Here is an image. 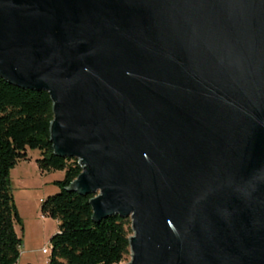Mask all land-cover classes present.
Segmentation results:
<instances>
[{"label":"water","instance_id":"water-1","mask_svg":"<svg viewBox=\"0 0 264 264\" xmlns=\"http://www.w3.org/2000/svg\"><path fill=\"white\" fill-rule=\"evenodd\" d=\"M0 77L49 94L124 264H264V0H0Z\"/></svg>","mask_w":264,"mask_h":264},{"label":"trees","instance_id":"trees-1","mask_svg":"<svg viewBox=\"0 0 264 264\" xmlns=\"http://www.w3.org/2000/svg\"><path fill=\"white\" fill-rule=\"evenodd\" d=\"M52 101L44 90L17 87L0 77V264H15L22 240L15 230L21 223L9 189V172L26 150L38 149L42 173L63 171L53 181L59 191L41 200L43 215L56 219L57 231L50 238L48 264H120L130 255L131 220L111 215L99 222L91 219L89 199L67 191L81 171L77 160L53 154L49 139ZM32 264V263H26Z\"/></svg>","mask_w":264,"mask_h":264},{"label":"rangeland","instance_id":"rangeland-1","mask_svg":"<svg viewBox=\"0 0 264 264\" xmlns=\"http://www.w3.org/2000/svg\"><path fill=\"white\" fill-rule=\"evenodd\" d=\"M27 158L17 161L9 172V189L13 195L21 223L15 230L22 240L20 256L15 264H48L50 255V238L57 231L56 219L43 215L40 211L41 200L59 191L53 183L63 177V171L42 173L36 159L40 156L38 149L26 150ZM47 252H42L43 248ZM126 256L120 264L129 261Z\"/></svg>","mask_w":264,"mask_h":264},{"label":"built area","instance_id":"built-area-1","mask_svg":"<svg viewBox=\"0 0 264 264\" xmlns=\"http://www.w3.org/2000/svg\"><path fill=\"white\" fill-rule=\"evenodd\" d=\"M42 252H47V249L44 247L43 249H42Z\"/></svg>","mask_w":264,"mask_h":264}]
</instances>
